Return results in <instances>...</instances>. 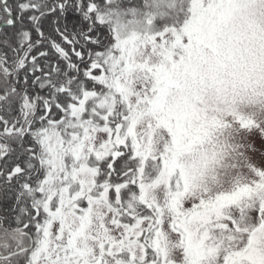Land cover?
Returning a JSON list of instances; mask_svg holds the SVG:
<instances>
[{
	"label": "snow or ice",
	"instance_id": "6c2138e0",
	"mask_svg": "<svg viewBox=\"0 0 264 264\" xmlns=\"http://www.w3.org/2000/svg\"><path fill=\"white\" fill-rule=\"evenodd\" d=\"M0 264H264V0H0Z\"/></svg>",
	"mask_w": 264,
	"mask_h": 264
}]
</instances>
